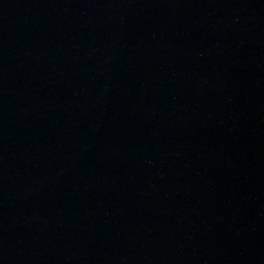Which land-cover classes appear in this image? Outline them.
<instances>
[{
	"label": "water",
	"instance_id": "95a60500",
	"mask_svg": "<svg viewBox=\"0 0 264 264\" xmlns=\"http://www.w3.org/2000/svg\"><path fill=\"white\" fill-rule=\"evenodd\" d=\"M0 264H264V0H0Z\"/></svg>",
	"mask_w": 264,
	"mask_h": 264
}]
</instances>
